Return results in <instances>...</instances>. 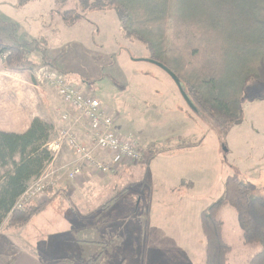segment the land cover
<instances>
[{
	"label": "rangeland",
	"instance_id": "374dc122",
	"mask_svg": "<svg viewBox=\"0 0 264 264\" xmlns=\"http://www.w3.org/2000/svg\"><path fill=\"white\" fill-rule=\"evenodd\" d=\"M17 1L0 0V32L18 28L33 42L27 48H24L25 44L18 46L31 62L25 69H10L0 60V110L11 112L13 118L10 116L8 122L24 124L33 115L53 110L55 113L63 112V100L56 89L38 79L41 69L49 67L63 72L80 91V86H86L88 95L93 96V93V97L101 99L105 111L115 119L117 133L123 138L133 135L142 150V159L135 165L122 168L125 175L114 177V184L109 181L114 174L102 176L106 179L96 178L101 186H114L111 190L95 192L96 203L89 207L90 211L98 204L109 202L124 187L127 192L128 187L140 186L139 176L142 175L141 181L150 159L164 152L161 147L170 149L168 147L181 143H200L202 147L189 152V157L201 162L198 169L204 170L206 163L212 171L211 185L206 192L200 193L203 194L199 203L201 207L207 208L221 197L226 179L233 175L254 185L257 195H264V116L260 115L264 105L260 107L256 106L257 101L252 102L264 97V83H249L244 96L242 123L223 134L213 120L197 114L186 103L166 72L146 61L148 50L140 41L123 33L114 9L82 11L78 0H34L23 8H17ZM74 9H78L77 19L66 21L64 13ZM14 112H17L16 118ZM135 126L136 132L130 133L129 130H134ZM149 144L156 145V148L152 147L150 151ZM151 168L164 171L166 162L160 158ZM144 185V192L150 199L156 192L154 188L168 190L167 186L151 177L146 178ZM150 189H154L152 194ZM66 198L70 202L69 197ZM162 200L160 205L166 213L170 210L169 205L163 203L169 202L168 196ZM44 202H48L45 197L25 209L29 206L35 209ZM171 203L177 204L170 205L176 208V212L180 208L179 202L174 200ZM70 207L75 214L78 213L74 205ZM226 210L222 209L218 216L223 223L225 241L236 252L249 250L238 235L235 211L228 209L233 214L232 221ZM190 213H193L192 208ZM51 216L48 212L34 217L25 233L18 234L5 222L0 226V248L13 251L15 246L11 243L16 236L20 247L29 243L38 250H54L58 253L52 258L58 257L63 253L65 239L61 238V226L52 230L51 226L48 228ZM163 220L166 221L164 224L172 225V218L164 217ZM239 232L242 234L241 229Z\"/></svg>",
	"mask_w": 264,
	"mask_h": 264
},
{
	"label": "trees",
	"instance_id": "16d2710c",
	"mask_svg": "<svg viewBox=\"0 0 264 264\" xmlns=\"http://www.w3.org/2000/svg\"><path fill=\"white\" fill-rule=\"evenodd\" d=\"M32 1L18 0L16 7ZM78 4L82 11L114 9L123 33L146 47L148 60L176 76L186 103L213 120L221 133L228 134L242 123L249 83L264 82V0H78ZM63 16L74 22L78 9ZM0 60L19 70L31 63L18 46L1 41ZM52 131L53 126L40 118L23 134L0 131V226L6 222L20 229L51 201L35 209L17 208L30 183L53 161L48 148ZM196 145L181 143L161 150L173 154ZM147 147L151 151L156 145ZM125 191L116 193L103 207ZM255 191L254 185L239 176H229L222 196L202 212L206 264H229L231 247L223 239V223L218 218L225 207L236 212L245 244L261 247L248 264H264V195Z\"/></svg>",
	"mask_w": 264,
	"mask_h": 264
},
{
	"label": "crops",
	"instance_id": "0c3cea01",
	"mask_svg": "<svg viewBox=\"0 0 264 264\" xmlns=\"http://www.w3.org/2000/svg\"><path fill=\"white\" fill-rule=\"evenodd\" d=\"M0 41L14 46L25 44L24 48L29 47L33 42L18 28L0 32ZM80 88L82 92L88 93L86 86H80ZM254 101H257L256 106L264 105V97L254 99L252 102ZM62 105L63 112L59 110L55 113L53 110V112L33 115L24 124L8 122L11 120V112L0 110V131L23 134L28 131L35 118H40L53 126L49 142L52 144L58 140L60 130L68 124L78 139L90 148L93 157L116 167L117 171L114 176L111 175L109 180L114 184V177L125 175L122 168L128 165L94 145L95 129L87 120H79L71 115L69 122L63 121V115L69 113L70 109L64 102ZM16 115L17 112H14L15 118ZM260 115L264 116V109L260 110ZM136 129L137 126L129 131L135 133ZM196 144L192 148L177 149L173 154L164 152L156 155L147 163L141 181L142 175L139 176L140 186L128 187L127 192L107 207L103 206L108 201L98 204L91 211L89 207L96 203L95 195L101 191L111 190L114 185L101 186L96 178L106 179V177L97 174L88 162L64 145L61 151L53 153V161L42 176L30 183L31 187L36 181L47 177L46 187H49V192H46L45 199L51 201L44 211L34 217L48 212L52 214L48 228L51 226L52 230L54 227L61 226L63 234L61 238L65 239L63 253L52 258L58 252L38 250L29 243H25V247H20L16 236H13L14 241L11 244L17 249L14 247L12 251L11 248H0V264H206L207 242L201 226V214L206 207H201L199 203L203 197L200 193L206 192L207 187L211 185L212 171L211 168L206 167V163L204 170L201 167L198 169V166L202 165L201 162L189 157V152L202 147L200 143ZM160 158L166 162L167 168L164 171L151 168L153 163L159 161ZM75 168L81 171V175L72 180L68 177V173ZM147 177L155 178L159 183L167 186L168 190L154 188L156 192L152 194L154 189H150L152 195L151 199L148 198L144 192ZM142 183L144 184L141 185ZM167 196L169 202L163 205H169L170 210L164 213L160 202ZM66 197H69L70 202ZM174 200L180 204L176 212H174L176 208L173 209L170 206L177 205L171 203ZM71 205L75 206L78 215L72 211ZM191 208L193 209L192 214L190 213ZM229 208L223 209H227V213L234 221ZM91 213L92 215L88 217L87 215ZM164 217L172 218V225L164 224L166 222L162 221ZM30 221L20 229L14 228V232L18 234L24 231L25 233ZM157 221L162 224H157ZM237 221L238 235L245 244L243 231L239 220ZM44 228L47 229V226ZM239 229L242 234H239ZM222 234L225 241L224 229ZM245 247L249 250L241 253L231 247L228 255L229 264H248L261 250L255 245Z\"/></svg>",
	"mask_w": 264,
	"mask_h": 264
},
{
	"label": "built area",
	"instance_id": "2783aa9c",
	"mask_svg": "<svg viewBox=\"0 0 264 264\" xmlns=\"http://www.w3.org/2000/svg\"><path fill=\"white\" fill-rule=\"evenodd\" d=\"M38 79L56 89L58 95L70 109L69 113L63 115V121L69 122L70 116L73 115V117L79 120H87L91 124L95 129L93 143L99 150L114 156L116 160L126 165H135L142 159V150L135 139L131 136L123 138L117 133L115 119L112 114L105 111L101 99L80 91L68 81L65 74L49 67L41 69ZM64 145L88 162L94 171L100 175L107 176L115 174L117 171L116 167L107 165L93 157L90 148L78 139L70 125L60 130L58 140L48 144V148L53 154L61 151ZM80 175L81 171L77 168L68 173V177L72 180ZM46 182L47 177H44L29 187L19 200L17 208L24 209L27 205L45 197Z\"/></svg>",
	"mask_w": 264,
	"mask_h": 264
},
{
	"label": "water",
	"instance_id": "95a60500",
	"mask_svg": "<svg viewBox=\"0 0 264 264\" xmlns=\"http://www.w3.org/2000/svg\"><path fill=\"white\" fill-rule=\"evenodd\" d=\"M146 61L151 63V64H154V65L158 66L160 69H162L164 72H166L172 78V80L175 82L176 86L178 87V89L181 92L182 96L184 97L185 101L188 102V99L184 95V92H183V90L181 88L179 80L176 78V76L174 74H172V72H170V70H168V68H166L165 66H163V65H161L159 63L153 62L151 60H146Z\"/></svg>",
	"mask_w": 264,
	"mask_h": 264
}]
</instances>
